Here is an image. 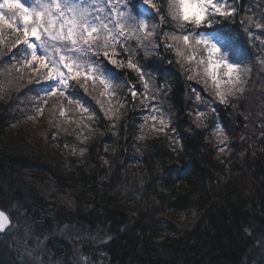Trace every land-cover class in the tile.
Returning a JSON list of instances; mask_svg holds the SVG:
<instances>
[{"label":"trees","instance_id":"obj_1","mask_svg":"<svg viewBox=\"0 0 264 264\" xmlns=\"http://www.w3.org/2000/svg\"><path fill=\"white\" fill-rule=\"evenodd\" d=\"M163 4L167 11V0ZM236 4L235 19L214 18L212 30L185 25L189 32L204 31L228 44L233 58L251 66L244 94L227 105L217 102L215 113L195 105L193 88L204 86L186 79L174 52L146 56L141 49L137 56L157 83L171 82L164 106L171 109L175 132L158 135L146 126V138L136 140L146 110L123 89L128 103L115 127L96 103L101 99L108 107L98 88L81 89L77 97L96 112L92 122L76 107L60 117L59 101L39 115L33 97L42 92L28 83L29 70L12 68L7 75L5 68L0 76V208L13 226L0 234V264H27L21 257L25 249L38 254L41 264L48 258L52 264H77L78 253L95 264H264V66L256 60L264 56V29L248 23L249 16L260 20L264 0ZM139 6L132 0L133 15ZM175 23L169 17L157 31L172 32ZM201 95L210 99L214 93L209 89ZM195 107L206 112L199 128L193 123ZM213 121L229 135L223 153ZM78 135L88 139L81 143ZM65 229L82 233L84 241L76 242L80 250L57 235ZM38 240L45 256L37 251Z\"/></svg>","mask_w":264,"mask_h":264},{"label":"snow or ice","instance_id":"obj_2","mask_svg":"<svg viewBox=\"0 0 264 264\" xmlns=\"http://www.w3.org/2000/svg\"><path fill=\"white\" fill-rule=\"evenodd\" d=\"M131 3L132 0H34L31 6H26L22 0H0V76L6 75L5 68L7 75L12 68L29 70L32 78L28 83L40 86L42 92L33 97L38 101L33 105L37 114L43 115L48 97H60L67 99L69 105H75L81 114H87L88 122L94 121L97 114L77 97L81 89L89 93V88H98V95L107 98L108 107L105 108L101 99H96V103L101 106L104 117L113 121L112 127L116 126L115 121L128 103L120 91L123 89L131 102L139 100L146 110L139 125L141 134L136 140L146 138V126L149 133L175 132L171 109L164 106L171 82L165 79L157 83L153 72L145 70L137 59L141 49L146 56L151 53L160 56L161 50L174 52L186 79L204 84L203 89L193 88L195 105L204 104L213 113L218 110L217 102L227 105L230 99H239L244 94L251 66L233 60L229 51L221 46L223 41L217 44L204 31L189 32L185 27L186 24L197 28L207 25V29L212 30L214 18L235 19L240 10L236 0L231 3L228 0H167V11L163 0H136L142 6L138 15L132 14ZM194 8L198 11L192 13ZM169 17L176 22L174 30L157 31L160 25L169 23ZM248 23H254L256 29H264V12L255 22L249 16ZM5 29L14 39L5 37ZM245 31L253 35L251 27H246ZM260 35L264 36V31ZM256 60L264 66V56ZM168 63L173 61L168 60ZM117 70L135 73L136 78L133 81ZM209 89L214 92L210 99L201 95ZM59 116H65L62 105ZM205 118V110L195 107L193 123L199 128ZM80 120L84 121L83 115ZM88 122L84 127H90ZM211 126L215 129L218 151L223 153L229 140L226 127L215 121ZM87 139L88 136H83L80 142ZM171 139L179 144L178 138ZM85 151L81 148L79 154L83 156ZM71 153L76 155L75 146ZM176 159H182L179 152ZM104 163L109 162L105 159ZM10 227V216L0 210V233H6ZM77 264H94V261L81 256Z\"/></svg>","mask_w":264,"mask_h":264},{"label":"rangeland","instance_id":"obj_3","mask_svg":"<svg viewBox=\"0 0 264 264\" xmlns=\"http://www.w3.org/2000/svg\"><path fill=\"white\" fill-rule=\"evenodd\" d=\"M24 1H28L29 6H31L32 3L34 2V0H22V2H24ZM196 11H198V9L194 8V9L191 10L192 13H195ZM9 39H14V37L10 36ZM206 55H207V53H206ZM201 84L204 85L202 82H201ZM51 101H52V97H50V102ZM155 133L158 134V135L162 134L161 132H155ZM57 235L60 238L64 237V239H68L71 242V244L74 246L75 249L76 248L79 249V250L81 249V247L76 245L77 241H79V242L84 241V236L82 235L81 232H78V231L73 230V229H65V230L59 231ZM37 242H38L37 243L38 244V250L37 251L42 253V254H44V256H45V250L42 247V242H40L39 240ZM92 242L94 243L95 241L93 240ZM21 252H22V256L21 257H22V259L24 261L27 262V264H41V262L43 261L41 259V257L38 254H36L34 251H32V250L25 249L24 251L22 250ZM80 257L81 256L78 253V255H76L74 257V259L78 260ZM72 261H74V260H72ZM47 263L48 264H52V260L50 258H48L47 259Z\"/></svg>","mask_w":264,"mask_h":264},{"label":"water","instance_id":"obj_4","mask_svg":"<svg viewBox=\"0 0 264 264\" xmlns=\"http://www.w3.org/2000/svg\"><path fill=\"white\" fill-rule=\"evenodd\" d=\"M0 210H3V209H1L0 208ZM3 211H5V210H3ZM6 212V211H5ZM6 214H8L7 212H6ZM9 215V214H8ZM10 219H11V217H10ZM12 224H13V221H12V219H11V226H12ZM0 234H3V233H0Z\"/></svg>","mask_w":264,"mask_h":264},{"label":"bare ground","instance_id":"obj_5","mask_svg":"<svg viewBox=\"0 0 264 264\" xmlns=\"http://www.w3.org/2000/svg\"><path fill=\"white\" fill-rule=\"evenodd\" d=\"M9 214V213H8ZM97 235V234H96Z\"/></svg>","mask_w":264,"mask_h":264}]
</instances>
